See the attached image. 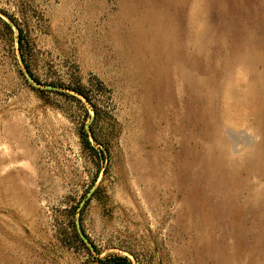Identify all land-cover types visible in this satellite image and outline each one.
I'll list each match as a JSON object with an SVG mask.
<instances>
[{
	"label": "rangeland",
	"instance_id": "obj_1",
	"mask_svg": "<svg viewBox=\"0 0 264 264\" xmlns=\"http://www.w3.org/2000/svg\"><path fill=\"white\" fill-rule=\"evenodd\" d=\"M117 257L264 264V0H0V264Z\"/></svg>",
	"mask_w": 264,
	"mask_h": 264
},
{
	"label": "trees",
	"instance_id": "obj_2",
	"mask_svg": "<svg viewBox=\"0 0 264 264\" xmlns=\"http://www.w3.org/2000/svg\"><path fill=\"white\" fill-rule=\"evenodd\" d=\"M8 26V25H7ZM22 36V35H21ZM19 44L21 45V49H22V45H23V40L22 37L19 38ZM80 93V92H79ZM82 95V94H81ZM116 262L117 264H131V262L127 259V258H122V257H117L116 258Z\"/></svg>",
	"mask_w": 264,
	"mask_h": 264
}]
</instances>
